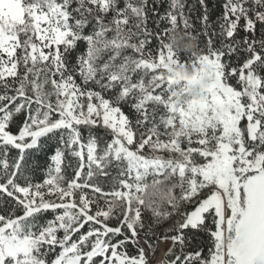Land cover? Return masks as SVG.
<instances>
[{
    "label": "snow or ice",
    "instance_id": "6c2138e0",
    "mask_svg": "<svg viewBox=\"0 0 264 264\" xmlns=\"http://www.w3.org/2000/svg\"><path fill=\"white\" fill-rule=\"evenodd\" d=\"M0 264H264V0H0Z\"/></svg>",
    "mask_w": 264,
    "mask_h": 264
},
{
    "label": "built area",
    "instance_id": "2783aa9c",
    "mask_svg": "<svg viewBox=\"0 0 264 264\" xmlns=\"http://www.w3.org/2000/svg\"><path fill=\"white\" fill-rule=\"evenodd\" d=\"M160 248H161V255H160V259L163 260L162 258H164V248H165V245L161 244L160 245Z\"/></svg>",
    "mask_w": 264,
    "mask_h": 264
},
{
    "label": "rangeland",
    "instance_id": "374dc122",
    "mask_svg": "<svg viewBox=\"0 0 264 264\" xmlns=\"http://www.w3.org/2000/svg\"><path fill=\"white\" fill-rule=\"evenodd\" d=\"M160 255H161V251L159 252V257H160ZM159 257H158V258H159ZM159 259H160V258H159ZM162 259H163V258H162Z\"/></svg>",
    "mask_w": 264,
    "mask_h": 264
}]
</instances>
